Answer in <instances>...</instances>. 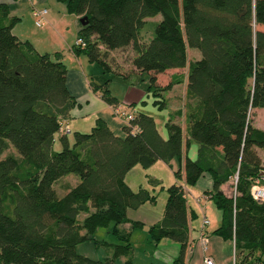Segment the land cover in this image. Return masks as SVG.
Segmentation results:
<instances>
[{
	"label": "trees",
	"instance_id": "1",
	"mask_svg": "<svg viewBox=\"0 0 264 264\" xmlns=\"http://www.w3.org/2000/svg\"><path fill=\"white\" fill-rule=\"evenodd\" d=\"M61 1L88 19L78 31L85 46L73 45L75 53L109 70L108 52L131 46V64L149 74L146 91L158 98L154 104L164 108V92L185 82L187 97L198 105L185 130L170 117L166 137L152 116L137 112L136 133L125 126V136H117L98 119L90 132H74L71 144L63 135L62 149L54 151L53 135L75 102L67 68L60 52L51 57L18 39L11 31L17 17L0 2V155L7 144L18 154L0 158V264H115L120 257L135 264L128 258L131 230L143 223L129 219L127 210L155 197L144 188L132 191L125 175L135 165L148 168L172 159L180 162L177 182L168 187L163 215L148 227L149 238L177 242L172 264H185L194 215L182 183L193 185L210 172V199L220 211L213 233L234 241L239 264H264V201L250 193L262 170L257 150L264 151V131L251 125V111L264 108V0ZM157 14L154 36L144 43L140 30ZM195 49L199 54L188 58ZM180 66L184 73L171 74L163 87L155 84L156 74ZM91 85L107 103H117L106 87ZM192 142L198 144L195 159L185 152ZM69 174L79 180L57 194L54 184ZM235 176V194L227 196L220 186ZM126 223L129 230L120 227ZM109 226L117 242L93 240L109 255L93 259L78 252L79 244Z\"/></svg>",
	"mask_w": 264,
	"mask_h": 264
},
{
	"label": "rangeland",
	"instance_id": "2",
	"mask_svg": "<svg viewBox=\"0 0 264 264\" xmlns=\"http://www.w3.org/2000/svg\"><path fill=\"white\" fill-rule=\"evenodd\" d=\"M34 3L33 9H46V15L44 17L45 20L40 27H36L34 25L35 17L32 15V10L29 3L22 5L20 10L21 13L18 17L20 18V23L23 26L24 31L31 40L29 42L31 44L32 42L37 45L39 44L40 46L38 45V47H40L41 50H50L49 52H64V60L68 67H75L76 59L73 56H68L69 54L66 55V51H62L61 48L66 47V42L68 44L75 43L76 39L78 38L77 29L78 25L80 24L78 17H76L74 13L69 12L66 8V2L61 0H36ZM160 19V14L148 17L146 19L145 26L140 30L139 33V38L141 41L144 43L148 42L154 36V28ZM196 53L199 54L196 49L189 50L188 58H193L196 56ZM80 54L82 55L81 57H86V54L83 52ZM52 56L53 53H51V57ZM133 56L134 52L131 49V46H128L126 48L114 50L112 54L108 52L106 64L109 70H104L98 63L88 64L87 62L86 65L84 64V68L89 72L86 74L89 76V78H91L93 83L102 88L106 87L111 95L117 97L120 100L123 98V96H127L126 90L128 84L137 87L140 94L144 91L145 95L141 98L138 97L139 99L136 100L134 111H140L152 116L156 121L157 128L163 134V136L166 137L167 131L165 128V123L168 117L169 108H159L156 104H154V99L158 98H154L146 91L150 76L146 72L139 73L133 68L131 64V58ZM82 59L86 60V58ZM185 71L186 67L180 66L163 73H158L156 74L155 84L157 86L163 87L170 81V74L172 72L184 73ZM118 75L125 76L126 78L130 77L128 80L129 83L126 84ZM182 91L183 88L181 85H179L170 92L166 93L163 99L172 105H176L175 107L181 106ZM91 122V119H83L79 123L77 120L73 123H70L68 126L70 129H73V131L68 133L67 137L72 141L74 140V132H76L74 128L76 125L83 129L84 133L90 132L94 127L93 123ZM61 128L63 130L64 127L61 126ZM62 130L60 132H62ZM55 137L57 139V133L55 134ZM61 149L62 145L60 144V141L56 140L55 149L53 150L58 151ZM7 155L18 157L17 152L10 144H7L6 148L1 153L0 158H3ZM176 168L177 164L175 160L171 161L170 164H166L163 161H158L149 169H145L140 165H135L127 176V181L132 186L134 191H136L139 186H142L152 196L155 197L153 202H147V204L137 210L129 209L128 211L129 218H140L141 220L145 221V225L142 228H135L134 230H131L133 232L130 241L133 246V253L128 258H130L135 264H160V261H163L164 264H172L173 259L179 254V244L177 242L173 241L166 244L160 243L158 245L152 242L148 233L149 224L146 223L147 218H158V216L163 215L164 206L168 197V187L175 182L174 171ZM149 176L154 178L155 181L152 182L147 180V177ZM78 180V177H76L74 174L65 176L54 184L55 192L57 194H63L69 188L74 186ZM207 203L211 212V214L207 212L208 218L211 220V222L219 221V209L211 199L208 200ZM83 217L84 214H81L79 219L82 220ZM111 226L108 228L97 229L92 240H88L83 244H79L78 252L93 259H102L109 255L110 251L107 250L106 247L96 245L93 240L96 239L106 240L108 242H117L116 237L111 232ZM160 257H162L163 260ZM125 259V257H121L116 261L115 264H124Z\"/></svg>",
	"mask_w": 264,
	"mask_h": 264
},
{
	"label": "crops",
	"instance_id": "3",
	"mask_svg": "<svg viewBox=\"0 0 264 264\" xmlns=\"http://www.w3.org/2000/svg\"><path fill=\"white\" fill-rule=\"evenodd\" d=\"M35 1L36 0H0V2L8 5L9 14L17 17V21L13 25L11 31L20 40H27L28 42L31 41L30 38L27 36L26 32L24 31L23 26L20 23V18H18L21 13L20 10L22 8V5L25 3H29L31 10H32L33 4H35L34 3ZM76 17L78 16L76 15ZM78 20H79V17H78ZM79 25H78L77 33L80 28ZM71 44L70 43L68 44L66 42V47L61 48V49L62 51H66V55L69 54L68 56H73L76 59L75 67H68L67 63L64 60L65 59V55L63 54L64 52L63 53L60 52V53H61V60L63 61V63L65 64L67 68V74H66L67 88H68L69 94L73 97L75 102H74V106L69 110L66 120L63 121V124L61 126L68 128L69 127L68 125L70 123H73L76 120L79 123L83 119H91L92 120L91 123L95 125L96 120L100 119L107 125V127L115 135L121 136V137L125 136L126 134L125 122L117 112L125 111L126 113H132V114L140 112V111H134V105L136 104L137 99L145 95V92L143 91L140 94L139 89H137V87H135L134 85H129L128 80L130 77L126 78L125 76L118 75L126 84H128V87L126 90L127 96L126 95L125 97L123 96L121 100L116 97L117 99L116 104L107 103L102 98L100 91H95L94 88L92 87L91 85L92 80L86 74L89 72L84 68V64L85 65L87 63L93 64L95 62H91L87 56L81 57L82 56L81 54L75 53L71 48L74 45V43L72 45ZM31 45L36 51L40 53L57 52V51L49 52L50 50H41L40 47H38L39 44L37 45L33 42ZM113 51L114 50H110L109 52L112 54ZM82 58H86V60ZM169 70H172V69H169ZM173 73L175 72H172L171 74ZM179 85H181L183 88L181 106L175 107L176 105H172L171 103L165 102V107L169 108L167 120L170 117H172V120L180 124L182 128L185 130L187 126V116L189 115V113H193V111L196 110L198 102L194 98L187 97L186 92H185V82L173 85L170 90L164 93V95ZM155 124H156V121H155ZM251 125L254 129L264 131V108H255L251 111ZM156 127H157V124H156ZM68 129H69L68 133H71L73 131V129H70V127ZM74 129L76 132H84L83 129H81L77 125L75 126ZM61 130L62 128L56 132L57 139L55 137L56 133H54L53 135L52 149H55L56 140L60 141V138L63 135H65L66 137L68 136L67 135L68 133L65 134L63 132L64 128L62 132H60ZM157 130L159 131L158 128ZM159 133L161 134V136H163V134L160 131ZM67 139L70 144L73 142L68 137ZM60 144H61V141H60ZM185 152L190 158L195 159L198 155V144L192 142ZM257 153L261 159V167H262L260 177L258 178V180L260 183H264V151H262L261 149H258ZM173 160H175L177 164V168H178L180 162L176 159H172L171 161ZM171 161L166 164H170ZM157 162L158 161H156L153 165L145 169L151 168ZM133 168H131L125 175V182L132 191L134 190L132 189V186L127 181V176ZM147 180L152 181V182L155 181L154 178L150 176L147 177ZM175 182H177L176 178H175ZM212 183H213V180H212V176L210 172H204L193 185H186L182 183L183 189L185 192V197L187 200L188 211L189 212L191 211L194 215L193 218L190 219L191 244H190L189 251L186 253L185 264H204L205 256H210L214 260L215 264H232L233 251H235L233 240L225 239L221 237L220 235L213 233V231L219 225L220 220L211 222V220L207 216V212L211 214L208 208L207 201L210 200V192L212 190ZM140 188H143V187L139 186L138 189ZM220 189L227 196L234 195L235 194V184H234L233 178H230L228 181L223 183L220 186ZM145 204H147V202L142 204L137 209L141 208ZM128 211L129 209L127 210V216H128ZM161 217L162 216H158V218H151V217L149 219L147 218L146 223L149 224L148 227L158 222L161 219ZM205 217L209 220V224L204 228L207 233L206 248L203 247L201 243V236H200L202 221H203V218ZM131 220H138L143 223V226L145 225V221L141 220L140 218L131 219ZM120 227L125 228L127 230H129L130 228L129 223L123 224ZM132 232L133 231H131V235H132ZM168 242H173V241H171L168 238H163L158 243H155V244L156 245L160 243L166 244ZM78 246H77V250H78ZM234 254L236 255V251L234 252ZM236 257L239 258L238 255ZM120 258H118L117 260H119ZM160 258L163 260L162 257ZM263 260H264V256H263ZM160 264H164L163 261H160Z\"/></svg>",
	"mask_w": 264,
	"mask_h": 264
},
{
	"label": "built area",
	"instance_id": "4",
	"mask_svg": "<svg viewBox=\"0 0 264 264\" xmlns=\"http://www.w3.org/2000/svg\"><path fill=\"white\" fill-rule=\"evenodd\" d=\"M32 15L35 17L34 20V25L36 27H40L44 20H45V15H46V9L41 8V9H32ZM76 46L84 47L85 42L82 38L78 37L74 43ZM120 117L124 120L125 126L130 128V131L132 133H136L139 131V128L132 124V120L134 119V115L132 113H126L125 111H118L117 112ZM63 124V121L61 122V125ZM63 132L66 134L69 132V129L64 127ZM234 184L236 183L237 176L234 177ZM250 193L251 196L254 200L257 201H264V183H260L258 179L251 185L250 188ZM209 224V220L205 217L203 218L202 221V226L200 230V236H201V243L204 248H206V243H207V233L205 231V227ZM234 243V241H233ZM235 251H233V258H232V264H239V261L234 254ZM204 264H215L214 260L210 256H205L204 257ZM248 264H257V263H248Z\"/></svg>",
	"mask_w": 264,
	"mask_h": 264
},
{
	"label": "water",
	"instance_id": "5",
	"mask_svg": "<svg viewBox=\"0 0 264 264\" xmlns=\"http://www.w3.org/2000/svg\"><path fill=\"white\" fill-rule=\"evenodd\" d=\"M79 23H80L81 25H85V24H87V23H88V19H87V17L84 16V17L79 18Z\"/></svg>",
	"mask_w": 264,
	"mask_h": 264
}]
</instances>
